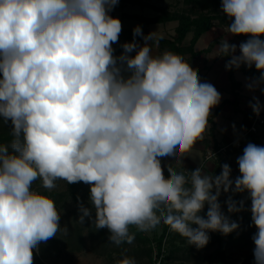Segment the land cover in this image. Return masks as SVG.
Returning a JSON list of instances; mask_svg holds the SVG:
<instances>
[{"label":"clouds","instance_id":"9594fccd","mask_svg":"<svg viewBox=\"0 0 264 264\" xmlns=\"http://www.w3.org/2000/svg\"><path fill=\"white\" fill-rule=\"evenodd\" d=\"M118 3L0 0V118L12 124L10 143H0V264H33L41 242L68 233L55 201L33 187L38 180L49 192L60 180L90 185L91 208L79 205L78 223L94 209L95 228H107L117 246L133 243L130 227L150 232L163 223L202 249L210 231L239 228L221 210V193L247 192L254 262L264 264V146L247 144L235 180L228 164L220 175L197 168L190 177L169 165L166 178L161 158L182 166L221 94L182 55H154V33L144 36L140 26L133 35L144 44L124 43L114 55L122 23L109 13ZM221 9L233 19L226 32L250 38L239 56L226 39L215 54L231 57L229 70L255 65L254 90L264 83V0H221ZM253 101L258 116L261 104ZM226 203L229 213L244 207L231 197ZM115 264L137 260L124 255Z\"/></svg>","mask_w":264,"mask_h":264},{"label":"rangeland","instance_id":"374dc122","mask_svg":"<svg viewBox=\"0 0 264 264\" xmlns=\"http://www.w3.org/2000/svg\"><path fill=\"white\" fill-rule=\"evenodd\" d=\"M147 2L151 7H139L131 6L129 12H138L140 14H151L157 16L159 13L154 8H164L170 12H181L188 11L191 6L185 3L184 0H143ZM220 9V8H219ZM144 11V13H142ZM233 22L232 18H229L226 23L219 24V21H215L217 24L216 31L222 33L221 37H224L228 43L235 44L237 50H239V45L246 42L250 37L246 35L234 36L226 32L228 25ZM177 24V23H176ZM220 25V26H219ZM172 27V25H170ZM116 53V54H115ZM114 55L118 56L117 51H114ZM237 75L242 78L243 85L245 86V91L252 94L253 97L258 98L262 101L264 106V93L261 92L260 83L254 87V90H249L248 85L258 80L254 77H248L240 72ZM2 78V74H0ZM264 88V83H263ZM12 124L11 121L5 123L3 118H0V143L9 144L11 137ZM215 130V129H214ZM240 134L235 136V138L229 140L232 141L239 138ZM253 143L258 146H264V132L257 135V138L245 139L243 145L240 148H236L231 145L229 149L230 153H233L232 158H230L229 163H231V179L235 180L237 176L240 175L239 166L237 163V158L243 155V150L247 144ZM220 148V144L218 145ZM216 150L215 146H211L204 156L203 160L199 161L197 168H201L203 172H214V169L224 161V156L221 158L206 159L209 150ZM9 151L12 150L9 148ZM205 151V150H204ZM189 158L192 155L196 158L193 151L186 153ZM227 156V155H226ZM225 156V157H226ZM205 157V158H204ZM198 159V158H196ZM163 163V162H162ZM165 163V161H164ZM163 163V165H164ZM197 163V162H196ZM207 166V167H205ZM165 167V165H164ZM174 167V166H173ZM163 168V167H162ZM164 169V168H163ZM174 170L176 171L175 167ZM221 174V173H220ZM219 174V175H220ZM210 175V174H209ZM33 187L42 192L43 194L51 197L57 206V209L61 211V227H67L68 233L65 235L62 232L57 233L56 237L49 239L47 242H41L39 245L38 252H35V259L45 264H115L118 259H122L124 255L135 257L137 264H157L154 263V257L157 255L155 236L162 234L161 225L157 229L150 232H140L142 236L149 238L144 242L140 240L141 238L137 232L134 234L135 239L133 243H123L119 246L111 243L109 240V230L107 228L96 229L93 221L95 219V211L92 210L91 218H85L84 223H78L81 213L79 212V205L82 203L85 207L91 208L89 203V192L90 185L83 182H78L75 187H71V184H67L65 181H57V188L53 189L51 192L40 187V181H36ZM231 197L233 200L239 202L244 201L243 210L236 213H229L226 201ZM219 199L221 204V210L223 213L239 224V228L228 234L224 235L220 232H209L210 237L209 243L202 249H197L194 245H189L187 240L181 237L179 234L174 233L169 230L167 231L166 237L164 239V247L167 252L165 253L164 261L167 264H255L253 250L255 244L252 240V236L256 233L257 229L254 226L251 218V200L248 193H228L222 192ZM207 205L205 206L206 209ZM204 209V210H205ZM203 210V211H204ZM206 218V213L202 215ZM195 227V225H194ZM135 229V226L130 227ZM131 233V232H130ZM82 234L84 236V245L82 241H76L77 236ZM222 234L221 236H219ZM92 235H95L96 241L93 242ZM86 236V237H85ZM91 237V239H90ZM100 238H104V242L100 241ZM219 238V239H218ZM142 239V238H141ZM90 244V246H89ZM88 245V246H87ZM82 247L80 250L76 249ZM148 248H153L152 256L147 253ZM34 259V261H35ZM35 261L33 264H40V262Z\"/></svg>","mask_w":264,"mask_h":264},{"label":"crops","instance_id":"0c3cea01","mask_svg":"<svg viewBox=\"0 0 264 264\" xmlns=\"http://www.w3.org/2000/svg\"><path fill=\"white\" fill-rule=\"evenodd\" d=\"M131 6L135 7L137 5L119 1L118 5L115 6L109 13L115 18H119L122 23V31L119 35V40L117 43L113 44V48L117 51L118 56L123 52L122 45L124 43H130L135 40L139 45L144 44L142 36L134 37L133 35V30L136 26H140L142 28L144 36H147L149 33H154L152 41L154 55L165 51L166 49L162 47V41L174 40L176 37V27L178 26V22L170 21L167 23H144L136 16H154L144 13V11L142 12L144 14H141V12L140 14L138 12H129L128 14H125L129 11ZM170 25H172V27H170ZM221 34L222 33L217 34L216 28H213L199 40L196 44L195 51H204L216 41L221 42V40L224 39V37H221ZM191 38L192 36L189 35L183 42L182 46H188ZM219 45L220 44H216L210 51H204L200 55L194 56L189 53L185 54V60L197 70L200 81L202 83L207 82L212 84L221 94V101L211 110L209 127L204 133V139L202 141H198L190 150L193 151L198 159L194 158L192 155H190L189 158L185 155L181 158L182 166H180L176 163V157H163L161 158V166L164 168V172L167 165L171 164L175 167L178 173L183 172L186 177H190V172L197 169L198 165L201 163H199V161L203 160L205 152L210 149L212 145L218 148L219 144L226 143L235 138L236 135L238 136L240 134V131L243 129L242 122L244 121L245 115L252 110L250 103L254 102L253 96L245 91L242 78L237 75V72L239 71L234 73V77L236 81L240 82L241 87L240 89L234 90L230 79L229 69H226V64L228 63L227 59L222 56H216L215 50L219 48ZM235 53L240 55L239 50H236ZM130 55H135V52ZM240 73L243 74L242 72ZM262 85L263 83H260L262 88L261 92L264 93ZM230 151L228 154H230V157L232 158L234 152L230 153ZM208 174H210V172H208Z\"/></svg>","mask_w":264,"mask_h":264},{"label":"trees","instance_id":"16d2710c","mask_svg":"<svg viewBox=\"0 0 264 264\" xmlns=\"http://www.w3.org/2000/svg\"><path fill=\"white\" fill-rule=\"evenodd\" d=\"M121 2L124 3H132L135 5H139L141 7H151V5H149L147 2L143 1V0H119ZM185 3L189 4V6H191V8L188 11H181V12H170L164 8H154L156 11H158V15L154 16V17H145V16H139L137 15L136 17L140 18V20H142L144 23H167L170 21H177L178 22V26L176 27V37L174 38L173 41H168V40H163L162 41V47L165 48L166 50L172 51L174 53L180 54L185 58V54L189 53L191 55H200L201 53H203L204 51H210L216 44H220V42H215L213 45H211L209 48L205 49L204 51H199L196 52L195 51V47L196 44L199 42V40L209 31H211L213 28L217 27V24L215 23V21H219L220 25L222 23H226V21L229 19V17H227L221 9V0H184ZM220 8V9H219ZM219 25V26H220ZM191 35V41L190 44L188 46H182L183 42L186 40V38ZM261 39H264V36L261 37ZM231 44V43H229ZM239 56L238 53H234V55ZM223 58L227 59V62L231 59L230 56H222ZM242 72L244 75L246 76H250V77H254L257 80H259L260 76H261V72L257 71L255 68V65H253L251 68L247 67L246 65H241V67L239 69L236 68H232L229 70L230 73V79L232 82V86L235 89H240L241 84L239 81H236L235 77H234V73L235 72ZM253 109L246 113L244 121L242 122L243 125V130L248 128L249 125L251 124V121L253 119ZM249 138H254V136L251 134L250 136L247 137V139ZM218 148H216V150H218ZM229 153V152H228ZM227 153V157H225L224 161L220 162V164L214 169V172H211L210 175H219L222 172V166L224 164H228L230 167L232 166L231 163H229L230 160V154ZM171 166L173 169L174 167L171 164H168L166 167V170L164 172L165 177L167 178L169 176L168 173V166ZM77 185V183L75 184H71V187H75ZM207 212V207L206 209L201 213V215H204V213ZM161 228H162V234L158 236H155L154 239H157L155 241H157L156 243V253L157 255L155 257H159L164 253V258L167 257L165 256L167 250L164 247V239L166 237L167 231H168V227L165 226L163 223H161ZM137 232V234L142 238H139L140 240H143L144 242H146L147 240L149 241V238L142 236V234H140L141 231H138L135 227V229H131V233ZM222 234H220L219 236H221ZM86 237V236H85ZM84 236L82 234H80L79 236H77L76 241L80 242L82 241L84 245ZM91 239V237H90ZM96 237L95 235H92V239L91 241L95 240ZM185 238H183L184 240ZM219 239V238H218ZM100 241L104 242V238H100ZM88 246V245H87ZM90 246V244H89ZM82 247L76 248L78 250H80ZM154 249L153 248H148L147 253L150 254V256H152V251ZM163 250L165 252H163ZM155 257H154V263H155ZM170 257V256H168ZM167 257V258H168ZM163 258L162 264H167L165 263ZM34 259H35V253H34ZM35 261H38L35 259ZM35 261L33 260V263H35ZM40 264H45L44 262H41V260L39 259Z\"/></svg>","mask_w":264,"mask_h":264},{"label":"built area","instance_id":"2783aa9c","mask_svg":"<svg viewBox=\"0 0 264 264\" xmlns=\"http://www.w3.org/2000/svg\"><path fill=\"white\" fill-rule=\"evenodd\" d=\"M260 104H261L260 114L258 116L255 113L253 114V119L251 121V124L249 125L248 128L242 131L240 137L232 141H228L226 143L220 144V148L218 150H212V149L209 150L206 159L210 160V159H214L215 157L221 158V156L223 155L226 156L227 153L230 151L229 147L231 145H234L236 148H240L243 145L244 140L248 136L252 134L255 138H257V135L264 132V106L262 104V101H260ZM163 252L165 251L163 250ZM163 258H164V253L159 257H155V262H157V264H162Z\"/></svg>","mask_w":264,"mask_h":264}]
</instances>
